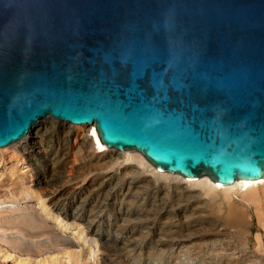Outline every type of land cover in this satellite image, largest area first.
<instances>
[{"label": "water", "instance_id": "1", "mask_svg": "<svg viewBox=\"0 0 264 264\" xmlns=\"http://www.w3.org/2000/svg\"><path fill=\"white\" fill-rule=\"evenodd\" d=\"M47 117L187 180H263L264 0H0V149Z\"/></svg>", "mask_w": 264, "mask_h": 264}, {"label": "rangeland", "instance_id": "2", "mask_svg": "<svg viewBox=\"0 0 264 264\" xmlns=\"http://www.w3.org/2000/svg\"><path fill=\"white\" fill-rule=\"evenodd\" d=\"M57 139L47 138L44 143L48 156L59 152L53 168L45 161L40 163L47 170L46 178L50 179L51 174L61 178L69 172L82 185L95 179L102 181L106 170L100 175L93 170H78L75 161L80 162V154L73 151L63 156L61 140ZM126 168L129 171L130 166ZM30 181L17 186L15 193L0 192V264H264V222L261 224L253 206L242 203L241 198L227 200L222 194L205 196L201 202L207 204L204 213L190 210L186 215L177 211L170 215L172 219L166 215L153 220L151 225L149 195L139 207L142 216L139 210L125 213L134 202L102 196L84 216L75 219L63 213L64 205L56 204L45 185ZM261 195L264 199V190ZM170 196L168 207L177 203ZM81 199H70L74 205L71 207L75 209ZM173 234L177 237H172ZM187 236L193 237L185 244L174 240Z\"/></svg>", "mask_w": 264, "mask_h": 264}, {"label": "bare ground", "instance_id": "3", "mask_svg": "<svg viewBox=\"0 0 264 264\" xmlns=\"http://www.w3.org/2000/svg\"><path fill=\"white\" fill-rule=\"evenodd\" d=\"M58 128L63 130L60 131ZM53 137H57L61 141L63 140V142L59 141L61 147L63 146V156H67L71 152L73 153V151H75V154H80L81 159L78 163L76 156V161L72 157L76 162L74 164L78 170H86V172L93 170L99 175L100 172L106 170L107 172L104 173L105 176L102 178V181L95 179L87 185H82L69 172V174L67 173L66 176L64 174V177L61 178H58V176L54 177L56 176L54 174V176L52 174L50 176L52 179H48L49 176L46 178L47 170L40 163L45 161L47 166L52 167L59 153L58 151L57 153H52L53 155H49L50 158L48 156L49 153L47 154V150H45L46 145L44 143L46 139ZM58 157L60 158V156ZM126 166H130L129 171ZM70 168L72 171L73 168ZM144 169H149L147 171L149 173L144 171ZM30 178H34V180ZM27 180H31L30 183L36 182L40 186L45 185L44 187L49 189L48 195L54 199L56 204L61 203V206L64 205L61 208L63 213L75 219H80L84 216L88 208L96 202L98 203L102 196H106L107 198L110 196L115 198L120 197L124 201L130 200L134 203L129 208L126 207L127 211L125 213L129 214L130 212L139 210L142 216L143 212L139 207L144 203V197L149 195L148 201L151 206V210H149V224L151 223L152 225L153 220L163 218L166 215H174L177 211L187 213L192 210L196 214H200L203 212L204 206L207 205L206 203H201L205 199V196L209 197L212 194H222L227 200H232L233 197H237V199L241 198L242 203L244 202L246 205H250V207L253 206L252 208L261 224L264 222V199L262 197L263 195H261V190H264V178L259 182L245 184L241 181L228 186H219L208 177L198 180H187L178 175L160 172L156 168L153 169V166L149 165L145 158L137 152H119L107 148L101 142L95 125L74 126L58 121L52 117L39 120L37 125L31 129L30 133L24 139L9 147L0 149V192L11 190L15 193L16 188L19 186L22 187L21 184L28 183ZM85 194L86 196L83 198ZM170 195L177 200V203L174 204L175 206L169 205L168 207ZM73 197H82L75 209L71 207H74V205L70 202V199L72 200ZM130 201L128 202L130 203ZM89 210L91 209L89 208ZM98 210L100 209L98 208ZM166 225L169 227L170 223L167 222ZM171 225L173 227L172 223ZM150 230H154L153 226ZM175 235L173 234L172 237ZM192 237L174 238V240H176V243L178 241L179 243L185 244L187 241L192 240Z\"/></svg>", "mask_w": 264, "mask_h": 264}]
</instances>
